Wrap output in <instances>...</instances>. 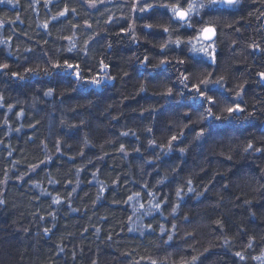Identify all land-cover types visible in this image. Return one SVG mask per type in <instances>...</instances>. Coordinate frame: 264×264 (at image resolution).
Wrapping results in <instances>:
<instances>
[{"label":"clouds","instance_id":"obj_1","mask_svg":"<svg viewBox=\"0 0 264 264\" xmlns=\"http://www.w3.org/2000/svg\"><path fill=\"white\" fill-rule=\"evenodd\" d=\"M0 264H264V0H0Z\"/></svg>","mask_w":264,"mask_h":264}]
</instances>
